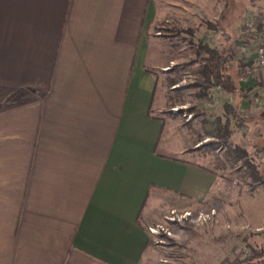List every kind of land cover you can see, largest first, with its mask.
<instances>
[{
  "label": "crops",
  "instance_id": "obj_1",
  "mask_svg": "<svg viewBox=\"0 0 264 264\" xmlns=\"http://www.w3.org/2000/svg\"><path fill=\"white\" fill-rule=\"evenodd\" d=\"M161 17L154 0H0V264H147L148 228L217 192L194 130L155 113ZM237 84L216 115L236 106L260 141L264 68Z\"/></svg>",
  "mask_w": 264,
  "mask_h": 264
},
{
  "label": "rangeland",
  "instance_id": "obj_2",
  "mask_svg": "<svg viewBox=\"0 0 264 264\" xmlns=\"http://www.w3.org/2000/svg\"><path fill=\"white\" fill-rule=\"evenodd\" d=\"M154 1L162 17L149 32L157 37L161 52L153 53L151 59L152 64L163 63L158 68L160 84L156 89V97L162 100L158 103L160 112L155 113L178 118L190 132L194 130L195 157L214 170L218 185L212 198L168 212L165 219L148 228L153 250L147 264H236L244 259L243 264H264V184H254L247 167L255 165L264 178V153L254 149L262 140L252 141L253 122L241 123L249 127L244 133L240 131L243 136L234 139L236 143L229 139L225 145L206 135L204 121L220 114L224 95L218 87L200 86L205 57L200 46L220 49L229 44L234 59L242 17L262 15L264 0H244L245 14L230 6L222 15L221 0ZM221 20L229 28L230 43L224 42L219 32ZM229 118L235 131V121ZM262 120L264 116L259 118ZM262 132L264 137V129ZM236 145L246 155L236 153Z\"/></svg>",
  "mask_w": 264,
  "mask_h": 264
},
{
  "label": "trees",
  "instance_id": "obj_3",
  "mask_svg": "<svg viewBox=\"0 0 264 264\" xmlns=\"http://www.w3.org/2000/svg\"><path fill=\"white\" fill-rule=\"evenodd\" d=\"M208 26L209 28H212V24H209ZM219 29L224 42L230 43L231 39L229 35L225 33L221 27ZM200 48L201 51L205 53V57L202 59L203 65L201 70L200 86L203 89L218 87L224 93L232 94L239 98L242 97L243 90L237 84L240 65L234 61L229 44H225L220 49L209 47L206 44L201 45ZM223 109V116L210 115L211 119L204 121V124L206 128V135L215 139L217 142H221L226 145L228 144V140L233 132L230 128L229 117L235 121V125L237 127L241 126V123L252 122V119L251 117H239L236 106L224 104ZM254 149L257 153H264V137L262 139V143L254 144ZM233 150L236 153L242 154V156L246 155V151H244L240 146H234ZM247 162L248 161H246V163ZM247 167L250 170V177L254 181V184H264L263 174L260 173V169L252 164H248ZM245 261H247V259H244V261H240L236 264H243Z\"/></svg>",
  "mask_w": 264,
  "mask_h": 264
},
{
  "label": "built area",
  "instance_id": "obj_4",
  "mask_svg": "<svg viewBox=\"0 0 264 264\" xmlns=\"http://www.w3.org/2000/svg\"><path fill=\"white\" fill-rule=\"evenodd\" d=\"M234 60L240 65L239 80L245 83L264 68V13L244 15L234 43Z\"/></svg>",
  "mask_w": 264,
  "mask_h": 264
}]
</instances>
